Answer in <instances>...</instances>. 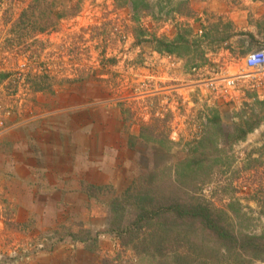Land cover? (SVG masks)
<instances>
[{
    "label": "rangeland",
    "instance_id": "1",
    "mask_svg": "<svg viewBox=\"0 0 264 264\" xmlns=\"http://www.w3.org/2000/svg\"><path fill=\"white\" fill-rule=\"evenodd\" d=\"M56 1L57 13L78 9L24 37L13 26L31 0H0V264H240L222 261L198 222L168 233L131 222L142 208L206 201L264 235V72L245 66L264 48V0H135V11L132 0ZM83 130L117 179L90 192L99 220L52 208L45 222L44 207L26 216L16 201L32 178L11 181L7 162L38 151L63 173Z\"/></svg>",
    "mask_w": 264,
    "mask_h": 264
},
{
    "label": "trees",
    "instance_id": "2",
    "mask_svg": "<svg viewBox=\"0 0 264 264\" xmlns=\"http://www.w3.org/2000/svg\"><path fill=\"white\" fill-rule=\"evenodd\" d=\"M56 2V0H31L28 7L24 9L20 18L15 22L13 29L21 30L22 33H24L21 34V36L24 35V37L29 35L31 37V35L36 33L54 31V28L58 26L59 21L75 14L78 9V6H66L59 9L57 13V10H55L56 7H54ZM65 5L66 3H64V6ZM138 6L139 4H137L135 0H132L133 11H135ZM144 6L146 7L148 5ZM155 40L161 47L167 46V51H172V46L176 45L164 38H156ZM246 126L248 130H252L253 128H256L257 123L253 120L251 123L247 121ZM246 132L247 131H244L243 134ZM242 137H244V135H241V138ZM88 187L87 191L89 192L90 197H94L93 193H90L94 190L101 193L104 189H108L105 188V186L89 185ZM130 191L131 187L128 188L123 195H130ZM224 214L225 212L223 210L217 209V207H214L211 203L206 201L191 204H183L176 201L167 206L160 205L154 211H148L142 208L141 212L136 216L133 222H131V227L135 229V232H140L147 223L151 229L152 227H155L156 231L162 230L163 232L168 233V230L172 229L171 225L174 222H183V220L195 223L198 222L202 230L216 240V249H213V251L217 252L220 258L223 257V259H221L222 261L225 260V262H229L232 258L235 259L237 263L247 264L254 260H264V235L245 233V231L241 229L242 227L238 221L235 223L233 219L227 215L224 216ZM154 219L156 220L154 221ZM237 224L239 226L238 229H241L239 231L236 229ZM110 230L115 232L119 230V227L115 226L112 222L110 224ZM132 230L133 229L131 228L130 231L133 232ZM186 236L187 235L179 240V245L182 243H185L186 245L190 244L191 239L188 236L186 238ZM145 237L146 238L142 239L144 240L143 243H146L147 241V236ZM163 240L158 238V243L156 245H160V247L163 246ZM147 247L148 246L145 244L146 250ZM160 250L161 248H158L155 252L161 254ZM177 252L179 259L186 260L189 258V255L182 256L179 251ZM152 254H154V252H152Z\"/></svg>",
    "mask_w": 264,
    "mask_h": 264
},
{
    "label": "crops",
    "instance_id": "3",
    "mask_svg": "<svg viewBox=\"0 0 264 264\" xmlns=\"http://www.w3.org/2000/svg\"><path fill=\"white\" fill-rule=\"evenodd\" d=\"M87 137L88 135L84 130L77 134V139L74 140L76 148L73 157L70 161H67L69 163H66L67 168L68 164L70 167L60 174L51 171L54 168V163L50 157H46L49 162L43 163L45 157L39 155L38 151L35 153L34 151L23 150L19 157L14 155L12 156L14 159L11 157V161L7 162L5 169L11 173L9 176L11 181L25 184L26 179H24V176L18 177L16 172L25 175L27 179L28 177L32 178L29 183L33 184V193L22 202L16 201L23 206V209H26V216L37 215V212L39 215L41 214L39 210L44 207L43 211L48 217L45 222H50L51 212L54 208L59 209L60 217L68 212L69 215H81L83 216L82 219H84V216H88L86 221L91 220L93 223L99 220V215L88 211V207L92 204V198L89 192L86 191L88 187L86 185H115L117 179L115 173H113L114 170L109 167V156H103V152L94 154L92 148L87 143L85 144ZM26 148H28L27 145ZM48 169L51 171L48 173L49 175L47 174ZM71 183L73 184L71 189H65V186ZM55 192L59 194L58 199L52 198L51 194ZM23 209L20 211L24 213ZM92 217L94 219H91Z\"/></svg>",
    "mask_w": 264,
    "mask_h": 264
},
{
    "label": "built area",
    "instance_id": "4",
    "mask_svg": "<svg viewBox=\"0 0 264 264\" xmlns=\"http://www.w3.org/2000/svg\"><path fill=\"white\" fill-rule=\"evenodd\" d=\"M245 66L250 71L264 72V48L252 51L245 59ZM233 81H229L231 85Z\"/></svg>",
    "mask_w": 264,
    "mask_h": 264
}]
</instances>
